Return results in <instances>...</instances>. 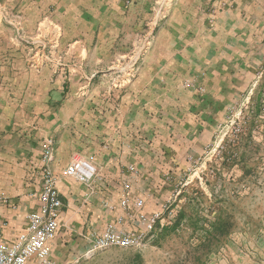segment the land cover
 Segmentation results:
<instances>
[{"label":"crops","instance_id":"crops-1","mask_svg":"<svg viewBox=\"0 0 264 264\" xmlns=\"http://www.w3.org/2000/svg\"><path fill=\"white\" fill-rule=\"evenodd\" d=\"M14 1L16 8L24 6V0ZM39 1L43 15L54 19L62 31L54 44L53 62L73 66L48 74L51 82L45 84L48 91L39 105L38 136L31 134L27 121L10 122L6 148L13 182L10 205H17L6 219L10 240L25 229L27 214L37 208L32 193L40 185V150L47 138L55 141L51 167L60 198L70 206L62 212L58 235L49 245L55 263L67 256L63 264L70 263L68 250L81 254L89 247L87 233L102 230H97L99 224L93 226L99 214L83 198L81 184L62 176L70 157L84 158L104 176H151L155 181L151 190L169 192L174 185L164 187L159 177L169 175L174 181L188 175L190 158L203 152L228 102L236 119L246 122V142L263 149L264 0H175L164 19L148 29L150 48L131 84L123 88L116 85L119 77L112 60L137 41L142 30L137 18L142 14L133 15L134 24H128L127 18L112 21L111 0ZM73 15L75 22L70 21ZM77 28L84 32L69 36ZM99 59L106 61L107 86L96 87L95 81L85 88L62 85L65 78L72 82L95 78L98 72L90 70ZM255 128L261 130L255 133ZM255 149L247 159L252 172L262 155ZM138 183L144 182L140 178ZM256 192H262V202L254 198ZM248 193V208L260 207L262 213L248 214V225L243 232H230L232 242L226 248L233 257L242 248L236 241L250 239L247 252L264 264V226L259 225L264 224V182L251 185ZM159 204L154 199L152 210ZM152 210L145 207L146 213Z\"/></svg>","mask_w":264,"mask_h":264},{"label":"rangeland","instance_id":"rangeland-1","mask_svg":"<svg viewBox=\"0 0 264 264\" xmlns=\"http://www.w3.org/2000/svg\"><path fill=\"white\" fill-rule=\"evenodd\" d=\"M174 1L111 0L112 21L118 22L121 17L127 18L128 24H134L133 15L142 14L137 18L142 27L137 34V41L132 40L127 51L117 60H112L115 63L113 71L119 77L116 85L120 88L131 84L140 70L151 45L152 34L148 33V29L151 24L164 19L166 9ZM23 2L24 6L18 9L14 6V0H0V215L7 220L10 209H17L14 203L10 205L13 182L10 179V153L6 149L10 144L7 137L10 135V122L17 120L20 124V121H27L31 134L38 136L39 105L42 93L48 91L45 84L51 82L48 74L55 68L73 66L71 63L53 62L54 44L56 39L61 38L62 31L56 27L54 19L43 15L40 1ZM72 17L70 21H77L74 15ZM98 19L101 21L100 15ZM83 32L77 28L69 32V36L73 33L72 36L76 37ZM140 48L143 54L137 65L131 68ZM105 64V60L99 59L91 70L86 67L88 72H98L93 79H75L72 82L65 78L62 79V85L80 84L85 88L95 81L96 87L103 88L109 82L106 80ZM259 130L261 128L253 131L257 133ZM210 131L211 138L203 152L190 158L188 175L176 176L174 181L169 175L159 177L164 187L171 183L174 185L169 192L151 190L155 183L151 176L135 173L104 176L97 171L98 176L91 189L81 184L83 198L93 203L94 209L98 211L99 217L93 224L95 227L99 224L97 230H103L122 212L118 201L123 195L130 198L141 196L145 200V207L150 210L156 206V199L160 202L157 209L145 213L150 216L161 213V217L156 223L153 237L140 248H109L90 258L85 257L84 252L76 254L68 250L69 264H215L219 260L230 264H245L247 260L261 264L260 257L251 256L246 250L250 239L234 240L242 248L233 257L228 254L226 246L232 242L229 238L232 230L244 231L248 225V214L262 213L260 207L248 208L246 202L250 186L264 182V173H260L264 168V146L263 149H255L246 142V122L236 119V111L229 102L221 111V119L217 118ZM253 149L262 154L254 172L247 160ZM140 178L143 184L138 183ZM261 196L262 192H256L254 198L262 202ZM62 204V212H66L70 206L65 202ZM135 223L133 219L127 226L135 227ZM65 260L66 255L63 261L52 262L63 264Z\"/></svg>","mask_w":264,"mask_h":264},{"label":"built area","instance_id":"built-area-1","mask_svg":"<svg viewBox=\"0 0 264 264\" xmlns=\"http://www.w3.org/2000/svg\"><path fill=\"white\" fill-rule=\"evenodd\" d=\"M146 43H149L148 40ZM141 48L131 68L139 62L143 54ZM54 148L53 138L42 142L38 170L40 185L37 191L32 193L36 198L37 208L27 214L25 229L10 240V237L5 235L8 221L0 215V264H54L49 256V245L58 235L59 218L63 209L51 167ZM63 176L91 189L98 172L84 158L72 156L63 169ZM118 207L122 212L113 222L107 224L102 232H90L85 235L84 238L89 243L84 252L85 257H93L97 252L109 248L137 249L153 237L161 213L147 215L145 200L140 196L130 198L123 195L118 201ZM133 219L136 222L135 227L127 226Z\"/></svg>","mask_w":264,"mask_h":264}]
</instances>
